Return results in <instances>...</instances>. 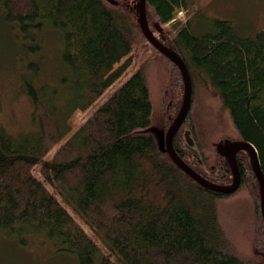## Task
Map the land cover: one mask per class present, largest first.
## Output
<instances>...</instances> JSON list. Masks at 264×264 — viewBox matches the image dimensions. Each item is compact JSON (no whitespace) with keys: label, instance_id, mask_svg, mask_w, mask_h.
Masks as SVG:
<instances>
[{"label":"trees","instance_id":"trees-1","mask_svg":"<svg viewBox=\"0 0 264 264\" xmlns=\"http://www.w3.org/2000/svg\"><path fill=\"white\" fill-rule=\"evenodd\" d=\"M115 1L0 0L7 29L20 34L21 62L41 51L39 33H61L67 74L59 76L70 86L66 103L56 91L36 92L29 81L41 65L25 64L35 130L17 138L0 130V236L40 234L77 264H264L260 192L248 154H236L240 183L231 194L200 186L174 163L163 140L182 103L181 73L145 38L137 0ZM187 5L145 0L150 31L191 79L173 149L201 176L227 185L232 172L219 145L246 141L264 175V27L241 35L215 19L194 33ZM63 113L79 115L72 129L63 128ZM185 128L202 166L183 148ZM237 197L245 199L240 216Z\"/></svg>","mask_w":264,"mask_h":264},{"label":"rangeland","instance_id":"rangeland-1","mask_svg":"<svg viewBox=\"0 0 264 264\" xmlns=\"http://www.w3.org/2000/svg\"><path fill=\"white\" fill-rule=\"evenodd\" d=\"M187 2L189 22L194 33L206 32L210 29V22L215 19L229 21L241 35H253L264 27V0H187ZM135 6L137 8V2ZM177 17L184 19L185 12H180ZM39 35L42 40L41 51L34 56L25 55L21 62L19 57L22 54L14 39V36L20 34L18 30L10 32L7 29L0 10V130L15 138L35 130V126L30 122V102L23 89V78L25 81L32 78L31 70L25 69L28 59L38 60L42 68L40 73L29 81L36 92L43 88L51 92L46 93L50 96L56 91L57 100H63V103L68 100L70 92V86L68 88V84L61 82L63 76L60 77L67 74L63 70L66 69L65 64L60 58L61 33L53 29L45 33L42 31ZM69 75L71 77V73ZM201 97L199 92L196 99ZM197 110L200 111L201 108L197 107ZM60 116L62 126L67 130L72 129L79 120V115L73 114L66 118V114L63 113ZM243 204H245L243 197L233 200V207L239 210L233 209L234 214L240 216L243 213ZM0 264H77V259L65 250L59 249L54 243L42 239L40 234L33 236L22 233L16 239L0 236Z\"/></svg>","mask_w":264,"mask_h":264},{"label":"water","instance_id":"water-1","mask_svg":"<svg viewBox=\"0 0 264 264\" xmlns=\"http://www.w3.org/2000/svg\"><path fill=\"white\" fill-rule=\"evenodd\" d=\"M111 4H116L115 0H106ZM137 12L140 28L147 39V41L161 54L171 60L179 69L182 81H183V96L180 109L172 121L171 125L167 129L164 136V146L165 151L174 161V163L185 172L193 181H195L200 186L214 192L231 194L239 186L240 175L239 169L236 163V153L239 151H245L248 154L252 170L257 178L259 192H260V209L261 215L264 223V175L260 169L259 161L257 157V152L252 144L246 141H230L228 139L223 140L219 145L218 152L224 157L230 167L232 172V182L227 185H219L211 182L193 170L188 164H186L174 151L172 146V139L178 128L180 127L182 121L188 113L191 104L192 95V85L191 79L187 70L185 63L179 58L173 51L161 44L152 34L148 27L146 12H145V0H137ZM183 138V148L191 156L192 162L198 166H202V160L197 149L194 138L192 137L191 131L187 128L184 129L182 133Z\"/></svg>","mask_w":264,"mask_h":264},{"label":"bare ground","instance_id":"bare-ground-1","mask_svg":"<svg viewBox=\"0 0 264 264\" xmlns=\"http://www.w3.org/2000/svg\"><path fill=\"white\" fill-rule=\"evenodd\" d=\"M237 153H238V152H237ZM237 153H236V154H237Z\"/></svg>","mask_w":264,"mask_h":264}]
</instances>
